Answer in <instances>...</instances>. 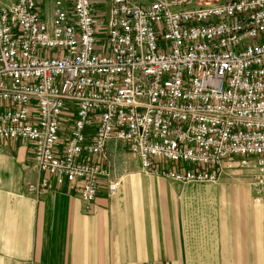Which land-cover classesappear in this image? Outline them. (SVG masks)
<instances>
[{
    "label": "built area",
    "instance_id": "1",
    "mask_svg": "<svg viewBox=\"0 0 264 264\" xmlns=\"http://www.w3.org/2000/svg\"><path fill=\"white\" fill-rule=\"evenodd\" d=\"M0 2V145L29 143V193L89 209L118 141L177 183L239 169L264 201V0ZM116 183H110V192Z\"/></svg>",
    "mask_w": 264,
    "mask_h": 264
},
{
    "label": "crops",
    "instance_id": "2",
    "mask_svg": "<svg viewBox=\"0 0 264 264\" xmlns=\"http://www.w3.org/2000/svg\"><path fill=\"white\" fill-rule=\"evenodd\" d=\"M36 1L51 22L57 0ZM107 151L88 209L65 187L29 193L45 175L32 146L0 145V264H264V204L247 179L181 184L143 172L116 140Z\"/></svg>",
    "mask_w": 264,
    "mask_h": 264
},
{
    "label": "rangeland",
    "instance_id": "3",
    "mask_svg": "<svg viewBox=\"0 0 264 264\" xmlns=\"http://www.w3.org/2000/svg\"><path fill=\"white\" fill-rule=\"evenodd\" d=\"M109 162L111 163V159H109V155H108V159L106 160V163L109 164ZM225 175H227L228 178L230 177V179L234 183H243L247 186L249 185L247 182H245V179H247L246 175H244L243 171H241L239 169H225V171L220 175L218 180H216V181H201L200 183H203V182L219 183L221 177L225 176ZM247 181L249 182L248 179H247ZM118 182H119L118 178H114V180L111 181V183H116L117 185H118ZM181 184H183V183H181ZM260 203L264 204V201L261 198H260Z\"/></svg>",
    "mask_w": 264,
    "mask_h": 264
}]
</instances>
